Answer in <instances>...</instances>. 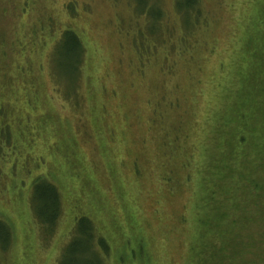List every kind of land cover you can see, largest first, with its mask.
Returning a JSON list of instances; mask_svg holds the SVG:
<instances>
[{
  "label": "rangeland",
  "instance_id": "rangeland-1",
  "mask_svg": "<svg viewBox=\"0 0 264 264\" xmlns=\"http://www.w3.org/2000/svg\"><path fill=\"white\" fill-rule=\"evenodd\" d=\"M149 2L166 20L144 43V25L145 31L159 25L153 17L143 25L140 0H0V116L15 121L19 149L0 162V216L14 234L1 264H56L79 213L91 216L112 244L106 264H184L185 245L178 239H186L192 224L175 221L168 229L170 214L188 196L160 191L159 137L152 129L151 138L145 125L154 117L151 90L160 80L169 88L184 85L191 98L186 103L194 146L210 112L228 104L224 96L236 80L241 43L249 50L254 39L245 36L247 25L263 19L257 14L264 0H204L212 25L200 32V46L193 50L198 63L182 61L171 73L167 68L176 56L168 52L163 29L175 22L174 1ZM60 28H73L86 49L82 101L76 106L64 101L50 77L49 53ZM141 156L152 161L136 177L132 161ZM36 175L54 182L62 195L57 231L47 239L29 205ZM164 227L168 231L162 234Z\"/></svg>",
  "mask_w": 264,
  "mask_h": 264
},
{
  "label": "trees",
  "instance_id": "trees-1",
  "mask_svg": "<svg viewBox=\"0 0 264 264\" xmlns=\"http://www.w3.org/2000/svg\"><path fill=\"white\" fill-rule=\"evenodd\" d=\"M149 1L140 0L143 25L148 17H153L159 25L166 20L165 13ZM173 1L175 22L163 29L168 52L176 56L175 63L168 65L169 73L182 61L187 65L198 63L193 56L200 46L198 37L212 25L207 15L212 13L204 8V0ZM67 8L72 10L71 6ZM260 14L263 19L258 25L251 23L253 19L247 25L245 36L254 34V39L250 40L249 50L241 43L242 58L236 80L224 96L223 103L228 104L210 112L211 116L201 128L200 141L194 146L190 144L189 131L193 118L186 103L191 98L184 91V85L180 89L174 85L169 88L168 83L160 80L154 90H151L152 85L148 87L154 93L153 99H149V104H154V117L145 119V125L151 138L152 129H157L159 137L157 154L163 161V169L157 172L160 191L171 197L188 196V200L179 203L180 208L170 214L168 229L172 231L170 223L175 221L182 226L188 221L192 224L186 239H178L180 246L185 245L184 264H264V38L260 39V31L264 32V10L257 15ZM160 27L157 31H145L144 25V43L151 42ZM58 31L49 53L50 77L64 101L74 102L76 106L82 101L79 97L84 82L86 49L73 28ZM145 48L148 50L147 46ZM150 48L156 50L154 44ZM247 66L253 67V71L247 72ZM192 75L195 77V72L188 73ZM3 118L7 117L0 116V162L19 152L15 121ZM152 159L154 161V153ZM148 161H152L151 158L133 159L132 171L136 177L142 176ZM36 176L30 184L29 205L40 234L47 239L57 231L62 195L54 182ZM168 230L164 227L161 233ZM13 239L11 225L1 215L0 261L11 249ZM112 254V244L97 229L93 218L79 213L56 264H106Z\"/></svg>",
  "mask_w": 264,
  "mask_h": 264
}]
</instances>
